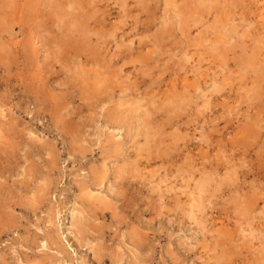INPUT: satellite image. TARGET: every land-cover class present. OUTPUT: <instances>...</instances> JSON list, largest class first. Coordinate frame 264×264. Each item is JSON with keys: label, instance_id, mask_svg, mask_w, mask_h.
<instances>
[{"label": "rangeland", "instance_id": "374dc122", "mask_svg": "<svg viewBox=\"0 0 264 264\" xmlns=\"http://www.w3.org/2000/svg\"><path fill=\"white\" fill-rule=\"evenodd\" d=\"M0 45V264H264V0H0Z\"/></svg>", "mask_w": 264, "mask_h": 264}, {"label": "bare ground", "instance_id": "6f19581e", "mask_svg": "<svg viewBox=\"0 0 264 264\" xmlns=\"http://www.w3.org/2000/svg\"><path fill=\"white\" fill-rule=\"evenodd\" d=\"M71 4H72V3H71ZM58 5H59V4H58ZM67 5H69V4H67ZM73 5H75V4H73ZM73 5L71 6V9H72ZM1 7H2V6H1ZM7 7H9V6L7 5ZM57 7H58V6H57ZM66 8H68V7H66ZM74 8H75V6H74ZM71 9H70V10H71ZM68 10H69V9H68ZM18 11H19V10H18ZM69 15H70V14H69ZM9 17H10V16H9ZM65 17H66V16H65ZM68 17H69V16H68ZM61 18H62V16H61ZM70 18H71V16H70ZM72 21L74 22V19H73ZM9 24H10V23H9ZM73 25H74V24H73ZM4 27H5V26H4ZM4 27H3V28H4ZM58 28H59V27H58ZM7 31H8V30H7ZM76 31H77V30H76ZM2 33H3V32H2ZM163 33H164V32H163ZM234 34H235V33H234ZM0 46H1V45H0ZM3 48H4V47H3ZM5 51H6V49H5ZM248 64H249V63H248ZM214 82H215V81H214ZM215 83H216V82H215ZM213 85H214V83H212V86H213ZM215 85L217 86V84H215ZM218 85H219V84H218ZM216 86H215L214 88H216ZM187 89H188V88H187ZM200 90H201V88H200ZM212 91H213V89H212ZM214 91H215V90H214ZM184 92H185V91H184ZM205 92H206V91H205ZM209 92H210V91H209ZM201 94H202V93H201ZM201 94H200V95H201ZM206 94H207V93H206ZM202 95H203V94H202ZM209 98H210V97H209ZM209 98H208V99H209ZM182 99H183V98H182ZM185 100H186V99H185ZM206 103H207V102H206ZM206 103H205V104H206ZM168 104H169V103H168ZM173 104H174V103H173ZM175 104H176V103H175ZM178 104H179V103H178ZM180 104H181V103H180ZM204 106H205V105H204ZM177 107H178V106H177ZM199 108H201V107H199ZM57 112H58V111H57ZM146 112L149 113L150 111H149V110H148V111L146 110ZM143 114H144V113H143ZM150 114H151V113H150ZM153 114H154V112H153ZM153 114H152V115H153ZM155 115H156V114H155ZM138 116H139V115H138ZM141 116H142V115H141ZM150 116H151V115H150ZM155 117H156V116H155ZM138 118H139V120H140V117H138ZM142 118H143V120H144V117H142ZM148 118H149V117H148ZM151 118H152V117H151ZM123 119H124V118H123ZM137 120H138V119H137ZM139 120H138V122H139ZM143 120H141V121H143ZM149 120H150V118H149ZM141 121H140V122H141ZM145 121H146V120H145ZM124 122H125V121H124ZM127 122H128V121H127ZM150 122H152V121L150 120ZM150 122H149V123H150ZM136 124H137V123H136ZM145 124H148L147 121H146ZM150 124H151V123H150ZM152 124H153V123H152ZM122 125H123V124H122ZM137 125H138V127H134V128H139V123H138ZM140 127L142 128V126H140ZM146 127H147V126H146ZM146 127H145V128H146ZM128 128H130V127H128ZM155 128H156V127H155ZM130 129H133V127L131 126ZM129 131H130V130H129ZM131 131H133L134 133L136 132V134H137V132H138V131H135L134 129L131 130ZM141 131H142V130H141ZM143 131H144V132H143L142 134H143L144 136H146V139H147V137H149V136H148L149 134L147 133V129H145V130H143ZM139 132H140V131H139ZM150 132H151V130H150ZM150 132H149V133H150ZM153 134H154V133H153ZM153 134H152V136H153ZM155 134H157V133H155ZM127 135H128V134H127ZM128 136H129V135H128ZM130 136H131V135H130ZM134 136H135V135H134ZM139 136H140V135H139ZM139 136H136V138L139 137ZM156 136H157V135H156ZM160 136H161V134H160ZM131 137H132V136H131ZM133 138H134V137H133ZM142 138H143V137H142ZM149 138H152V137H149ZM156 138H157V137H156ZM143 139H144V138H143ZM154 139H155V138H154ZM136 140H137V139H136ZM139 141H140V140H139ZM139 141H138V142H139ZM146 141H147V140H146ZM146 141H145V144L147 143ZM138 142H136V143H138ZM134 143H135V142H133V144H134ZM150 143H151V146H152V142H150ZM155 143H156V142H154V144H155ZM0 144H1V143H0ZM154 144H153V146H154ZM157 144H159V143H156L155 145H157ZM137 145H139V144H137ZM137 145L134 146V147H139V146H137ZM143 145H144V144H143ZM143 145H140V146H143ZM149 145H150V144H149ZM144 146H145L144 148L147 149V148H146L147 145H144ZM261 146H262V145H261ZM155 147H156V146H155ZM140 148H142V147H140ZM149 148H150V147H148V150H150ZM0 149H1V148H0ZM145 149L142 148L141 151H143V150L145 151ZM155 149H156V148H155ZM262 149H263V148H262ZM1 151H2V149H1ZM148 152H150V151H147V153H148ZM154 152H155V151H154ZM2 153H3V152H2ZM150 153H151V152H150ZM139 154H141V152H140ZM9 156H10V155H9ZM147 157H148V156H147ZM148 158H149V157H148ZM190 158H191V157H190ZM151 159H152V157H151ZM2 160H3V159H2ZM135 161H136V160H135ZM131 162H132V161H131ZM137 162H138V161H137ZM133 171H134V170H133ZM215 171H216V170H215ZM124 172H125V171H124ZM118 175H119V174H118ZM124 175H125V174H124ZM106 177H107V176H106ZM124 177H125V176H124ZM208 178H210V177L208 176ZM126 179H127V178H126ZM121 180H122V179H120V181H121ZM189 180H190V179H189ZM207 180H208V179H207ZM209 180H210V179H209ZM209 180H208V182H209ZM214 180H215V179H214ZM95 181H96V180H95ZM225 181H227V180H225ZM122 182H123V181H122ZM122 182H120V183H122ZM196 182H197V181H196ZM199 182H200V181H199ZM205 182L208 184V182H207L206 180H205ZM211 182H212V181H211ZM202 183H203V182H200V183H199V184L201 185V187L198 188V189H199V190H198L199 192H200V191H201V192H204V190L206 189V188L204 189L205 186H204V187L202 186V185H205V184H202ZM195 184H196V183H195ZM118 185H120V184H118ZM123 185H124V184H123ZM218 185H219V184H218ZM181 186H182V185H181ZM198 186H199V185H198ZM121 187H122V186H120V188H121ZM158 187H159V186H158ZM194 187H195V186H194ZM208 187H209V186H208ZM0 188H1V187H0ZM82 188H83V187H82ZM86 188H87V187H86ZM109 188H110V187H109ZM159 188H160V187H159ZM169 188H170V187H169ZM195 188H196V187H195ZM123 189H125V188H123ZM123 189H122V190H119V194H122L121 191H123ZM181 189H182V188H181ZM208 189H209V188H208ZM0 190H1V189H0ZM113 190L115 191V188H114ZM170 190H171V188H170ZM174 190H175V189H174ZM184 190H186V189L184 188ZM41 191H42V190H41ZM166 191L168 192V190H166ZM116 192H118V191H116ZM167 192H166V193H167ZM170 192H173V189H172V191H170ZM185 192H186V191H185ZM192 192H193V191H192ZM195 192H196V191H195ZM199 192H198V195H201ZM205 192H206V190H205ZM113 193H114V192H113ZM206 193H207V192H206ZM44 194H45V193H44ZM117 194H118V193H117ZM162 194H163V193H162ZM164 194H165V193H164ZM164 194H163V196H164ZM193 194H194V192H193ZM119 196H121V195H119ZM119 196H117V197H119ZM163 196H162V197H163ZM202 196H203V194H202ZM202 196H201V197H202ZM164 197H165V196H164ZM201 197L198 196V199L201 198ZM122 198H123V197H122ZM202 198L204 199V196H203ZM17 199H18V198H17ZM23 199H24V198H23ZM23 199H22V200H23ZM25 200H26V199H25ZM180 200H181V199H180ZM180 200H179V201H180ZM199 200L201 201V199H199ZM199 200H198V201H199ZM176 201H177V200H176ZM203 201H204V200H203ZM8 202H9V201H8ZM15 202H16V201H15ZM15 202H14V203H15ZM192 202H193V201H192ZM192 202H191V203H192ZM195 202L197 203V201H195ZM10 204H11V203H10ZM197 204H198V203H197ZM200 204H201V203H200ZM17 205H18V204H17ZM186 205H187V204H186ZM186 205H185V206H186ZM190 205H191V204H190ZM182 206H183V204H182ZM182 206H180V207H182ZM188 206H189V205H188ZM195 206H198V207H196L197 209L199 208V204H198V205H195ZM202 206H204V204H203ZM2 207H3V206H2ZM176 207H177V205H176ZM186 207H187V206H186ZM193 207H194V206H193ZM178 208H179V207H178ZM183 208H184V206H183ZM200 208H201V207H200ZM180 209H181V208H180ZM180 209H177V210L179 211ZM185 209H186V208H185ZM190 210H191V212H192V206H191ZM190 210H187V211H189V213H190ZM200 210H201V209H200ZM200 210H199V211H200ZM178 211H177V212H178ZM197 212H198V211H197ZM183 213H184V212H183ZM189 213H186V214H189ZM186 214H185V215H186ZM191 214H192V213H191ZM189 215H190V214H189ZM260 215H261V214H260ZM104 216H105V215H104ZM188 218H189V216H188ZM0 219H1V217H0ZM191 220H192V219H191ZM202 220H203V219H202ZM9 222H10V221H9ZM4 231H5V230H4ZM1 232H2V231H1ZM137 233H138V232H137ZM133 236H135V234H134ZM133 236H132V237H133ZM139 237H140V236H139ZM139 239H140V238H139ZM140 242H141V241H140ZM23 256H24V255H23ZM28 257H29V256H28ZM23 258H24V257H23ZM26 260H27V257H26ZM26 260H25V261H26ZM30 260H31V259H30ZM31 261H32V260H31ZM23 264H33V263L30 262V261H26V262L23 263ZM34 264H35V263H34ZM39 264H40V263H39Z\"/></svg>", "mask_w": 264, "mask_h": 264}]
</instances>
